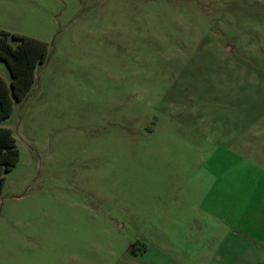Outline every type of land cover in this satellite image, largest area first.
I'll return each mask as SVG.
<instances>
[{
  "label": "rangeland",
  "instance_id": "1",
  "mask_svg": "<svg viewBox=\"0 0 264 264\" xmlns=\"http://www.w3.org/2000/svg\"><path fill=\"white\" fill-rule=\"evenodd\" d=\"M0 30L45 48L0 122V264H146L195 138L264 132V0H0Z\"/></svg>",
  "mask_w": 264,
  "mask_h": 264
},
{
  "label": "crops",
  "instance_id": "2",
  "mask_svg": "<svg viewBox=\"0 0 264 264\" xmlns=\"http://www.w3.org/2000/svg\"><path fill=\"white\" fill-rule=\"evenodd\" d=\"M12 82L9 70L0 73V106L10 111L0 122L20 101ZM250 128L243 123L228 136L195 138L182 185L176 176L159 207L144 216L148 230L135 254L146 264H264V132L250 137Z\"/></svg>",
  "mask_w": 264,
  "mask_h": 264
},
{
  "label": "trees",
  "instance_id": "3",
  "mask_svg": "<svg viewBox=\"0 0 264 264\" xmlns=\"http://www.w3.org/2000/svg\"><path fill=\"white\" fill-rule=\"evenodd\" d=\"M7 37L8 32L0 30V58L6 62L7 68L12 76L13 82L10 84L11 95L15 99L20 100L26 87L32 80V68L35 62L43 56L45 48L41 42L36 40L23 41L14 47H10L7 42ZM3 93H5V89L2 91L0 89V95H3ZM9 112L8 105L4 106L1 104L0 119L7 116ZM5 134L9 138L7 130ZM6 154L15 156L16 150H2L0 148V159Z\"/></svg>",
  "mask_w": 264,
  "mask_h": 264
}]
</instances>
